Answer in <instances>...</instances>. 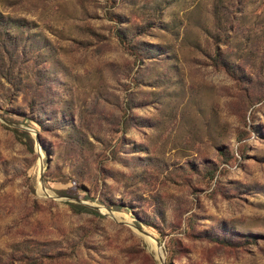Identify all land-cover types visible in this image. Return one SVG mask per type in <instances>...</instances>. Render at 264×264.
<instances>
[{"label": "rangeland", "instance_id": "374dc122", "mask_svg": "<svg viewBox=\"0 0 264 264\" xmlns=\"http://www.w3.org/2000/svg\"><path fill=\"white\" fill-rule=\"evenodd\" d=\"M162 261L264 264V0H0V264Z\"/></svg>", "mask_w": 264, "mask_h": 264}, {"label": "trees", "instance_id": "16d2710c", "mask_svg": "<svg viewBox=\"0 0 264 264\" xmlns=\"http://www.w3.org/2000/svg\"><path fill=\"white\" fill-rule=\"evenodd\" d=\"M70 207H71L72 211L75 213L97 214V212L94 209H92L88 206H81V205H76V204L70 203Z\"/></svg>", "mask_w": 264, "mask_h": 264}, {"label": "water", "instance_id": "95a60500", "mask_svg": "<svg viewBox=\"0 0 264 264\" xmlns=\"http://www.w3.org/2000/svg\"><path fill=\"white\" fill-rule=\"evenodd\" d=\"M43 171H44V167H43V165H42V166H41V172H43ZM94 209L99 210L98 207H94ZM162 264H163V261H162Z\"/></svg>", "mask_w": 264, "mask_h": 264}]
</instances>
